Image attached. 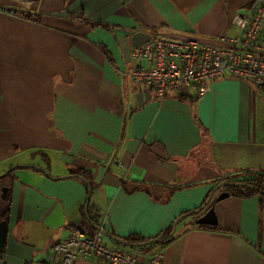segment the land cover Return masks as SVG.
<instances>
[{
	"label": "crops",
	"instance_id": "0c3cea01",
	"mask_svg": "<svg viewBox=\"0 0 264 264\" xmlns=\"http://www.w3.org/2000/svg\"><path fill=\"white\" fill-rule=\"evenodd\" d=\"M253 1L0 0V175L31 165L0 177V264H49L71 228L93 233L87 183L67 175L90 181L92 222L154 238L223 177L264 174L252 82L220 77L200 98L187 87L161 99L129 76L133 47L158 34L235 36ZM215 210L216 227L195 222L205 211L178 223L163 264H264V195L229 194Z\"/></svg>",
	"mask_w": 264,
	"mask_h": 264
},
{
	"label": "built area",
	"instance_id": "2783aa9c",
	"mask_svg": "<svg viewBox=\"0 0 264 264\" xmlns=\"http://www.w3.org/2000/svg\"><path fill=\"white\" fill-rule=\"evenodd\" d=\"M232 24L237 34L220 40L198 35H155L131 50L129 76L151 86L161 99L168 93L194 87L200 98L220 77L252 82L264 98V0L240 10ZM106 217L95 223L94 233L77 226L46 250L49 264H76L95 256L107 264H163L161 243L135 249L108 238Z\"/></svg>",
	"mask_w": 264,
	"mask_h": 264
},
{
	"label": "trees",
	"instance_id": "16d2710c",
	"mask_svg": "<svg viewBox=\"0 0 264 264\" xmlns=\"http://www.w3.org/2000/svg\"><path fill=\"white\" fill-rule=\"evenodd\" d=\"M244 176L246 178L241 180V182L243 184H233L232 183L233 181H231V179L227 178L228 176L226 178L223 177L222 178L223 180L220 182L224 181L226 183H224L223 185H226V186H229V187L235 189L234 191H232L231 189H227V191L231 195L236 196V197H246V196H250L253 194H263L264 195V174L263 173L249 171V172H245ZM220 182H218V183H220ZM234 182H237V181H234ZM211 191H213V189ZM215 191H217V190H215ZM215 191H214V193H215ZM210 192H209L207 198L209 197ZM207 198H206V200H207ZM206 200L199 207H197L193 210H190L189 212H184L182 215H180L179 216L180 219L177 221L176 224H174V222H175L174 221L163 232H161V234H159V236L162 235V239L160 242H158L156 244L161 243L162 245L165 246L167 243H169L173 239L174 234H175V228L179 222H181L182 220L187 219V218H191L194 220L195 217L200 215L201 212L208 210L216 202V200L213 199L210 204L206 205L205 208L201 209L202 206L205 204ZM88 222L91 224V225H89V227H90L91 231H93V233H94L95 223L92 222L91 219H89ZM201 226H207V225H201ZM214 227H216V226H214ZM123 239L127 240L130 243H140L143 241H147L151 238H144L142 236H139L138 234H131L128 237H123ZM152 245H154V244L142 246V247H133V248H135V249H146Z\"/></svg>",
	"mask_w": 264,
	"mask_h": 264
},
{
	"label": "water",
	"instance_id": "95a60500",
	"mask_svg": "<svg viewBox=\"0 0 264 264\" xmlns=\"http://www.w3.org/2000/svg\"><path fill=\"white\" fill-rule=\"evenodd\" d=\"M31 165H16V166H13L11 168H9V170H7L6 172H4L3 174L0 175V177H2L3 175L7 174L9 171H12L18 167H30ZM38 167V166H36ZM69 176H78L80 178H82L86 183H87V186L89 188V198H88V201L85 205V215L86 217L88 218V220L90 219L89 218V215H88V208H89V204H90V196H91V184L89 182L88 179H86L84 176H80V175H74V174H71V175H67L65 177H69ZM224 183L226 182H220L218 184H216V186L213 188V191L210 192V195L209 197L207 198L205 204L202 206L201 209L205 208L206 205H208L211 200H212V197H213V194H214V191L219 189ZM233 184H235L234 182H232ZM237 184V183H236ZM239 184H243V183H239ZM229 192H222L217 200L220 201V200H223L227 197H229ZM180 219L177 218L174 222V224L177 223V221ZM197 224H200V225H209V226H216L218 225L219 223V220H218V216H217V213H216V210H215V206H211L208 210H206L203 214H201L195 221ZM104 234L110 238L111 240L117 242V243H120L122 245H125V246H129V247H142V246H147V245H150V244H153V243H158L161 241L162 239V235L160 236H157V237H154V238H151L147 241H143V242H140V243H130L128 242L127 240L115 235V234H112L108 231H104ZM6 235H7V221L6 220H1L0 221V251L3 250L4 248V244H5V239H6Z\"/></svg>",
	"mask_w": 264,
	"mask_h": 264
},
{
	"label": "rangeland",
	"instance_id": "374dc122",
	"mask_svg": "<svg viewBox=\"0 0 264 264\" xmlns=\"http://www.w3.org/2000/svg\"><path fill=\"white\" fill-rule=\"evenodd\" d=\"M227 176H225V178H226ZM228 179H231V181H237V182H234L235 184L237 183V184H239V183H242L241 182V180L242 179H245L246 177L243 175V176H241V177H237V176H228L227 177ZM239 181V182H238ZM227 189H231L232 191H234L235 189H233V188H231V187H229V186H226V185H223V186H221L219 189H217V191L215 192V196H214V200H216V202L217 203H219L220 201H222V200H220V201H218L217 200V198H218V196L222 193V192H228L227 191ZM225 199H227V198H225ZM224 200V199H223ZM215 202V203H216ZM214 206H215V204H214ZM154 244V243H153ZM151 245V244H150ZM147 249V248H146ZM144 250V251H147V250Z\"/></svg>",
	"mask_w": 264,
	"mask_h": 264
},
{
	"label": "flooded vegetation",
	"instance_id": "af4514ba",
	"mask_svg": "<svg viewBox=\"0 0 264 264\" xmlns=\"http://www.w3.org/2000/svg\"><path fill=\"white\" fill-rule=\"evenodd\" d=\"M212 200H213V198H212ZM212 200H211V202H212ZM211 202H210V203H211ZM210 203H209V204H210Z\"/></svg>",
	"mask_w": 264,
	"mask_h": 264
}]
</instances>
